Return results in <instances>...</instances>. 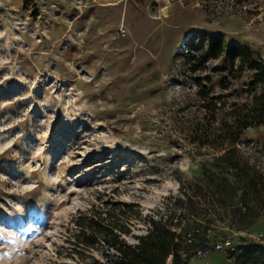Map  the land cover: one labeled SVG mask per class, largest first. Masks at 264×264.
<instances>
[{
	"label": "rangeland",
	"instance_id": "374dc122",
	"mask_svg": "<svg viewBox=\"0 0 264 264\" xmlns=\"http://www.w3.org/2000/svg\"><path fill=\"white\" fill-rule=\"evenodd\" d=\"M218 40L264 62V0H0V264H79L69 258L78 211L116 203L141 234L139 216L215 168L218 153L193 137L219 133L230 103L260 89L210 57ZM199 85L224 104L212 120ZM234 146L264 172V124ZM221 207L208 246L232 248L191 252L186 264L264 257L240 250L264 247V210L240 228Z\"/></svg>",
	"mask_w": 264,
	"mask_h": 264
},
{
	"label": "trees",
	"instance_id": "16d2710c",
	"mask_svg": "<svg viewBox=\"0 0 264 264\" xmlns=\"http://www.w3.org/2000/svg\"><path fill=\"white\" fill-rule=\"evenodd\" d=\"M209 52L212 59L224 55L234 66L228 72L230 78L235 79L246 70L251 74L252 88H260L245 101L230 103L231 119L221 121L219 133L204 132L193 137L198 146L206 145L218 153L214 156L215 168H203L199 176L179 181L178 196H169L151 215L142 219L139 216L136 220L145 226L141 234L130 232L133 215L125 216V209L114 213L116 203L108 208L92 205L78 211L70 220L74 237V255L70 259L79 264H186L191 252L208 245V232L213 231L210 225L223 216L218 207H227V215L236 217L240 228L254 223L259 211L264 210V172L242 160L234 146L244 129L264 124V62L253 58L247 48L239 50L231 45L224 50L220 40L211 45ZM199 86L200 107L209 112L212 120L224 104L216 105L208 97L209 91ZM228 86V81H221L222 89ZM120 205L131 207L128 203ZM254 209L256 213L250 215ZM122 235H128L131 241ZM98 248L103 250L102 257H84L85 252ZM240 250L247 255L262 252L264 247L249 244ZM260 259L259 264H264V257L238 255L234 263L256 264Z\"/></svg>",
	"mask_w": 264,
	"mask_h": 264
},
{
	"label": "built area",
	"instance_id": "2783aa9c",
	"mask_svg": "<svg viewBox=\"0 0 264 264\" xmlns=\"http://www.w3.org/2000/svg\"><path fill=\"white\" fill-rule=\"evenodd\" d=\"M210 246V245H209ZM208 245L204 248L198 249L195 253L196 255H206L212 250H219L222 248H232L231 243L228 240H224L221 242H217L211 246V248Z\"/></svg>",
	"mask_w": 264,
	"mask_h": 264
}]
</instances>
